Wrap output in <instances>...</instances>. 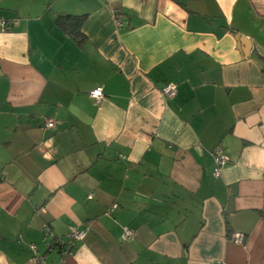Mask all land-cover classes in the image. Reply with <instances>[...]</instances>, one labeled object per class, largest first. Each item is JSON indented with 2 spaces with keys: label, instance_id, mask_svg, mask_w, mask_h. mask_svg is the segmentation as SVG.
<instances>
[{
  "label": "crops",
  "instance_id": "crops-1",
  "mask_svg": "<svg viewBox=\"0 0 264 264\" xmlns=\"http://www.w3.org/2000/svg\"><path fill=\"white\" fill-rule=\"evenodd\" d=\"M215 263L264 264V0H0V264Z\"/></svg>",
  "mask_w": 264,
  "mask_h": 264
},
{
  "label": "built area",
  "instance_id": "built-area-1",
  "mask_svg": "<svg viewBox=\"0 0 264 264\" xmlns=\"http://www.w3.org/2000/svg\"><path fill=\"white\" fill-rule=\"evenodd\" d=\"M120 17V16H118ZM117 17V18H118ZM5 21L3 20L1 22L2 26L4 27ZM118 23H121L120 19L118 18ZM160 92L166 97V98H171L176 94V85L172 83H166L160 88ZM90 97L94 99L96 103H99L101 99L103 98V90L100 86H97L93 88L92 90L89 91ZM55 125V121L52 118H47L45 120L44 126L47 128H52ZM214 155V160H215V170H214V175H218L220 168L223 164L226 163V158L224 154H222L220 151H215L213 153ZM45 233L47 236H49L50 242L47 244V250H53L57 249L63 254H73L74 251V246H75V241L78 239H82L85 235V230L84 229H72L69 234L67 235V238L63 237H55L53 236L52 233L48 230L47 225L45 226ZM133 235V231L130 230L129 228H124L123 232V238H128ZM232 239L235 242H242L243 240V234L242 233H234L231 234ZM30 251L32 252V258L35 262H40L43 260V256L39 255L37 253V248L36 245L31 243L29 245ZM218 264V263H215Z\"/></svg>",
  "mask_w": 264,
  "mask_h": 264
},
{
  "label": "trees",
  "instance_id": "trees-1",
  "mask_svg": "<svg viewBox=\"0 0 264 264\" xmlns=\"http://www.w3.org/2000/svg\"><path fill=\"white\" fill-rule=\"evenodd\" d=\"M85 14H58L55 18L56 24L61 26L77 42H82L81 25L84 21Z\"/></svg>",
  "mask_w": 264,
  "mask_h": 264
},
{
  "label": "water",
  "instance_id": "water-1",
  "mask_svg": "<svg viewBox=\"0 0 264 264\" xmlns=\"http://www.w3.org/2000/svg\"><path fill=\"white\" fill-rule=\"evenodd\" d=\"M237 39H239V41L242 42L243 46H248V40L246 41V38L244 36H242L241 34H237L236 35ZM249 50V49H248ZM244 52H246V50L244 49Z\"/></svg>",
  "mask_w": 264,
  "mask_h": 264
}]
</instances>
